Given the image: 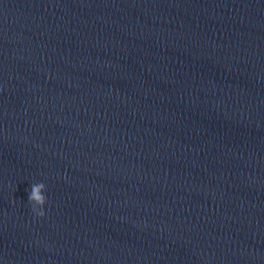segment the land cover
<instances>
[{
	"label": "water",
	"instance_id": "water-1",
	"mask_svg": "<svg viewBox=\"0 0 264 264\" xmlns=\"http://www.w3.org/2000/svg\"><path fill=\"white\" fill-rule=\"evenodd\" d=\"M0 264H264L260 0H0Z\"/></svg>",
	"mask_w": 264,
	"mask_h": 264
},
{
	"label": "clouds",
	"instance_id": "clouds-1",
	"mask_svg": "<svg viewBox=\"0 0 264 264\" xmlns=\"http://www.w3.org/2000/svg\"><path fill=\"white\" fill-rule=\"evenodd\" d=\"M39 187L41 189H44L47 191V186L45 185V183L43 182H36L32 184V188H33V193L29 195L28 197V201L32 206V211L35 215L39 216V217H43L45 216L46 212V206H47V196L45 197H41V198H37L34 195L35 189L36 187Z\"/></svg>",
	"mask_w": 264,
	"mask_h": 264
}]
</instances>
